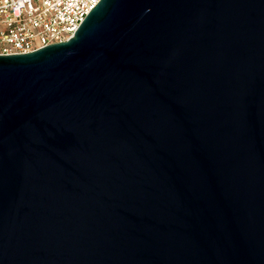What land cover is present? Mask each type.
<instances>
[{"label": "water", "instance_id": "95a60500", "mask_svg": "<svg viewBox=\"0 0 264 264\" xmlns=\"http://www.w3.org/2000/svg\"><path fill=\"white\" fill-rule=\"evenodd\" d=\"M0 264H264V0H100L0 55Z\"/></svg>", "mask_w": 264, "mask_h": 264}, {"label": "built area", "instance_id": "2783aa9c", "mask_svg": "<svg viewBox=\"0 0 264 264\" xmlns=\"http://www.w3.org/2000/svg\"><path fill=\"white\" fill-rule=\"evenodd\" d=\"M100 0H0V55L27 54L73 36Z\"/></svg>", "mask_w": 264, "mask_h": 264}]
</instances>
